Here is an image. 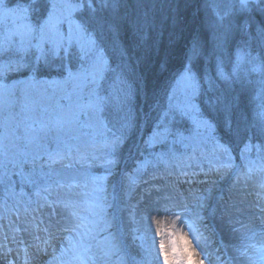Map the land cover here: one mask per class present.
<instances>
[{"label":"snow or ice","instance_id":"obj_1","mask_svg":"<svg viewBox=\"0 0 264 264\" xmlns=\"http://www.w3.org/2000/svg\"><path fill=\"white\" fill-rule=\"evenodd\" d=\"M119 7V0H47L44 11L38 14L33 0H0V25H8L0 39V190L5 199H23L27 194L23 189L16 191L12 177L18 175L22 184L33 185L34 195L43 201L37 202V208L48 207L56 217L50 220V227L43 229L47 236L42 243L48 245L57 231L66 234L67 245L61 255H70V264H149L150 249L139 261L127 254L117 215L123 201L108 179L119 167L124 142L139 131L135 113L138 94L146 103L151 100L149 108L157 113L150 135L143 140L145 151L157 146L167 149L156 154L155 159L161 161L166 157L180 161L185 155L193 160L199 154L209 171L234 170L237 186H247L258 173L261 179L255 185L256 195L264 204V144L252 159L249 153L257 146L247 142L264 140V23L252 31L248 21L239 20L244 16L250 20L253 13L264 16V0H234L223 12L217 9L213 31L220 27L224 31L215 37V77L197 66L206 53L199 42H194L162 90V99L161 93L154 92L149 97L145 89L139 88L142 76L133 82L125 71L111 67L102 41L105 33L114 37L118 34ZM144 23L150 26L146 18ZM236 34L242 37L235 52L237 69L247 64L249 73L258 74L254 83L259 88L260 103L252 121L235 96L216 94L217 81L230 87L239 79L238 74L225 73L222 62L229 39ZM114 47H118L115 42ZM167 70V64L162 63L160 71ZM49 73H55V77L41 79ZM113 111L118 116L114 124L108 119ZM237 143L243 145L239 166L232 156V146ZM177 148L183 150L179 156ZM38 162L41 175L45 165L52 169L60 164L65 169L75 168L76 176L67 183L57 181L55 188L50 184L40 186L33 178ZM96 163L105 175L93 174L92 165ZM151 163L144 158L135 172L125 174L127 187L121 184L125 197L131 199L136 174ZM28 164L33 166L31 173L24 171ZM204 209V200H198L192 210L197 220H203ZM151 211L174 213L175 208L165 206ZM135 215L133 212V220ZM156 223L163 264L173 259L175 264H187L183 255L166 251L164 236L174 227L166 229L159 227V221ZM182 235L188 241V259L193 264H205L187 234ZM256 235L264 240V222L260 231H253L248 238ZM134 239L143 241V237ZM249 249H255L260 264H264V243L259 248L255 244L243 245L232 259L239 260V264H255ZM217 259L219 264H231ZM208 264H212L210 256Z\"/></svg>","mask_w":264,"mask_h":264},{"label":"rangeland","instance_id":"obj_2","mask_svg":"<svg viewBox=\"0 0 264 264\" xmlns=\"http://www.w3.org/2000/svg\"><path fill=\"white\" fill-rule=\"evenodd\" d=\"M211 1L212 5H215V10H219L223 5V11L234 3V0ZM46 2L47 0H33L38 14L44 11ZM120 2L123 3V1ZM240 19L241 23L248 21L252 26V31H255V28L264 23V16L256 13L251 15L250 20L247 16L240 17ZM226 23L227 20L225 21ZM7 27L8 25H0V39L3 38ZM237 35L238 46L242 44V37L239 34ZM114 42L116 44L117 41L108 39L107 34L104 35L102 47L109 61V48L112 47ZM118 43L121 44L120 42ZM237 46L232 51L233 56L230 60L222 58L223 71L225 73L238 74V80H244L248 89L251 92L254 91L256 97H259V88L254 83L258 79V74L249 73L250 65L241 64L238 69L235 65ZM206 62L214 64V66L212 68L209 67L210 65H206L204 68L198 67L207 75L215 77L214 71H216L217 59L214 62L211 59H207ZM111 67L114 70H118L113 65ZM108 75L111 78L112 73ZM52 77L54 78L55 76ZM48 78L49 76L46 75L41 77V79ZM170 80L171 78L168 81ZM222 84L223 82L217 81L219 87ZM221 93H224V90L219 88V92L216 94ZM259 101H253V104L258 107ZM139 104L142 110H140L141 119L138 131L140 133L137 132L135 134L134 141L132 140L133 136H130L124 142L122 151L127 143H130V147L124 153L121 151L119 167L114 170L113 174L108 176L111 184L116 187V192L120 194V200L123 201L120 204L121 211L117 215L120 221V237L127 245V254L139 261L141 257L146 255L145 250L150 249L152 255L148 257L149 264H163V257L159 255L158 251L161 240V236L157 231L158 225L156 222L152 223L149 221L148 213L150 209L157 207L162 209L168 206L174 207L175 212L164 213L161 211L162 217L159 220V227L166 229L174 227L178 232L187 234L188 239L192 241L193 246L199 253V257L205 260V264H208L209 256L212 259V264H219L217 258L223 261H230L231 264H239V260L232 259L237 255L236 250L238 248L248 244H255L256 248H259L264 243L262 238L249 239L248 237H251V233H248L247 229L241 230V224L247 221L246 217L248 215L251 214V216L257 217L264 215L262 214L264 204L256 195L258 189L255 186L261 179L260 174L257 173L247 186H237L233 175L234 170L209 171L207 163L199 160V154H197V159H193V162L182 164L176 163L177 160L170 157H166L163 161L155 159L156 154L167 151V149L157 146L154 149L145 151L143 140L151 133L154 124V122L151 123V117H153L154 111L149 108V105L144 104V99H140ZM145 113L148 114L147 119H145ZM117 118L115 111L108 116V119L113 124ZM256 140L254 139L253 142L247 141L257 146L249 153L252 159H256L259 146L264 144V141L259 143ZM51 146L54 147V144ZM242 147L243 145L237 148L232 146V156L237 166L242 164L240 156ZM208 148H211V144L208 145ZM88 150L92 151L93 149ZM149 152H152L153 155L150 156ZM181 152L183 150L177 148L176 155H181ZM144 158L152 161V163L142 172L136 174L137 184L135 191L131 199H128L122 194L121 184L123 182L124 187H127V182L124 180L125 174L135 172L140 161ZM182 158H187V156L185 155ZM159 166L170 168V176L164 175L163 170ZM32 170V165L24 166L26 173H31ZM92 172L95 175H105L99 163L92 165ZM158 172H161L162 175H156ZM207 172H210L209 175L206 174ZM43 173L44 175L40 174L38 162L33 178L40 186L50 184L53 188H55L57 181L67 183L76 176L75 168L65 169L60 164L54 165L52 169L45 165ZM183 177H185L184 180L182 179ZM209 178L210 180L207 181ZM12 179L16 182V191L19 192L23 189L27 195L23 199L19 196H9L5 199L3 191L0 190V264H70L72 257L67 254L61 255L62 249L67 245L66 234L57 231L54 233L55 239L48 245L42 243L47 236L43 229L46 226L50 227V220L56 217L51 214V210L48 207L37 208V202L42 204L43 201L34 195L35 189L33 185L22 184L18 175L13 176ZM184 181L187 183L184 184ZM227 184L232 185L228 187ZM109 191L111 193V187ZM189 194L190 196L195 194L197 197L193 199V202L186 204L185 202L190 200L188 198ZM29 198L32 201L30 204ZM201 199L205 202L202 221L197 220L192 213L198 200ZM25 205L28 206V211H25ZM185 206L187 215L185 214ZM133 212L136 214L134 220L132 219ZM231 231L237 232V238H234V235L233 237L230 235L227 237V233ZM37 237H40V239L38 240ZM134 237H143V241L134 239ZM141 243H143V248H141ZM205 252L208 255H205ZM248 255L254 258L255 264H260V256L255 249H249Z\"/></svg>","mask_w":264,"mask_h":264},{"label":"trees","instance_id":"obj_3","mask_svg":"<svg viewBox=\"0 0 264 264\" xmlns=\"http://www.w3.org/2000/svg\"><path fill=\"white\" fill-rule=\"evenodd\" d=\"M211 2V0H119L118 17L121 20L118 34L114 37L112 33H105L108 39L117 41L115 45L118 46L114 47L113 43L109 48L111 65L115 69L117 67L118 70L125 71L133 82H136L137 76H142L143 83H139L138 86L145 89L149 97L154 92L162 93L168 80L181 67L185 54L194 42H199L206 53L205 58L197 62V66L204 68L210 65L212 68L214 64L206 61L211 59L214 62L217 59L213 54L215 37L222 36L224 30L220 27L216 28L215 33L213 31L217 17ZM222 8L223 5L219 9L221 12ZM145 18L150 26H145ZM239 20L241 21L240 18ZM237 38L236 34L229 39L223 56L225 60H230L233 56L232 51L237 46ZM121 51L124 53L123 56L120 55ZM162 63L167 64L168 70L165 72L160 71ZM45 75L55 76V73ZM217 88L223 89L224 94L235 96L247 119L255 120L257 106L253 104L255 100L250 96L251 92L244 80H237L230 87L223 83L220 87L217 85ZM140 99H144L142 94L135 98V113L139 121L142 111L139 107ZM150 102L151 100L146 103L144 99V104L149 105ZM156 115L157 113L153 112L151 123L155 122ZM135 137L133 135V141ZM262 141L264 140L260 143ZM238 146L241 144H234L233 148ZM129 147L130 143H127L122 152L127 151Z\"/></svg>","mask_w":264,"mask_h":264},{"label":"bare ground","instance_id":"obj_4","mask_svg":"<svg viewBox=\"0 0 264 264\" xmlns=\"http://www.w3.org/2000/svg\"><path fill=\"white\" fill-rule=\"evenodd\" d=\"M250 91V90H249ZM251 92V91H250ZM250 96L251 97H253V99L255 100V102L256 101H259L258 100V98L259 97H256V94H255V92L253 91V92H251V94H250ZM260 102V101H259ZM254 140V139H253ZM252 140V141H253ZM256 141H258L259 143H260V139H257ZM160 167V166H159ZM160 169L161 170H163L162 172L164 173V175H169L170 176V173H171V169L170 168H168V167H164V166H162V167H160ZM165 170V171H164ZM156 175H162V173L161 172H158ZM173 176V175H172ZM171 176V177H172ZM183 180L185 179V177H183L182 178ZM208 180H210V178L209 179H207V181ZM185 183H187L186 181H184V184ZM228 185V187H230L232 184H227ZM180 191V190H179ZM197 197V195H195V194H193V195H191L190 196V194H189V197L188 198H190V200L189 201H187V202H185L186 204H189V203H191V202H193V199L194 198H196ZM242 202V201H241ZM152 209H150V211H151ZM160 217H162V212L161 211H151V222L152 223H155V222H157V221H159L160 220ZM247 219V221H245V223H243V224H241V225H245L246 227H242V229L241 230H245V229H247L246 231H248V233H251L250 234V236L252 235V232L253 231H255V232H259L260 231V227H261V224H262V222H264V221H262V217H257V216H254V215H252L251 216V214L250 215H248V217H246ZM247 222V223H246ZM257 222V223H256ZM258 222H260L259 224H258ZM239 228V227H238ZM227 237H229V235L230 236H232L233 237V235H234V238H237V232H233V231H231V232H229V233H227ZM257 238H261L259 235H256L254 238H252L251 240H255V239H257ZM263 242H264V240H263Z\"/></svg>","mask_w":264,"mask_h":264},{"label":"clouds","instance_id":"obj_5","mask_svg":"<svg viewBox=\"0 0 264 264\" xmlns=\"http://www.w3.org/2000/svg\"><path fill=\"white\" fill-rule=\"evenodd\" d=\"M164 241L166 245V251L170 253L175 252L176 255H183L187 261V264H193L192 260L188 259V254L185 249L189 247L187 239L178 232L175 228L172 233H165ZM170 264H175V260H170Z\"/></svg>","mask_w":264,"mask_h":264}]
</instances>
